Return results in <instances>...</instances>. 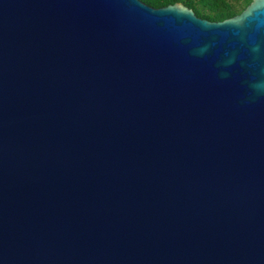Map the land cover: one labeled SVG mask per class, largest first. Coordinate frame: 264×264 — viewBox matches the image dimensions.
Here are the masks:
<instances>
[{
    "label": "water",
    "instance_id": "1",
    "mask_svg": "<svg viewBox=\"0 0 264 264\" xmlns=\"http://www.w3.org/2000/svg\"><path fill=\"white\" fill-rule=\"evenodd\" d=\"M0 264H264V0H0Z\"/></svg>",
    "mask_w": 264,
    "mask_h": 264
},
{
    "label": "trees",
    "instance_id": "2",
    "mask_svg": "<svg viewBox=\"0 0 264 264\" xmlns=\"http://www.w3.org/2000/svg\"><path fill=\"white\" fill-rule=\"evenodd\" d=\"M152 7H162L179 2L190 8L202 19L220 22L239 14L249 3V0H141Z\"/></svg>",
    "mask_w": 264,
    "mask_h": 264
}]
</instances>
